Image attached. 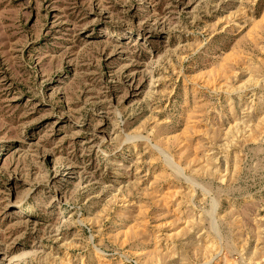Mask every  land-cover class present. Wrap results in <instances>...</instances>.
<instances>
[{
    "label": "rangeland",
    "instance_id": "rangeland-1",
    "mask_svg": "<svg viewBox=\"0 0 264 264\" xmlns=\"http://www.w3.org/2000/svg\"><path fill=\"white\" fill-rule=\"evenodd\" d=\"M0 264H264V0H0Z\"/></svg>",
    "mask_w": 264,
    "mask_h": 264
}]
</instances>
